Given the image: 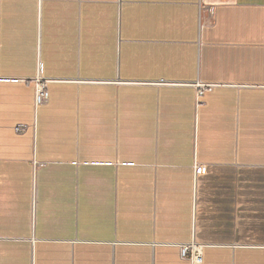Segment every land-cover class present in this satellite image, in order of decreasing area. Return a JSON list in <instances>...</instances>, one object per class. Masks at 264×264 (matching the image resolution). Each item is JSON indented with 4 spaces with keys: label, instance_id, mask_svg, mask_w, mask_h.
<instances>
[{
    "label": "crops",
    "instance_id": "0c3cea01",
    "mask_svg": "<svg viewBox=\"0 0 264 264\" xmlns=\"http://www.w3.org/2000/svg\"><path fill=\"white\" fill-rule=\"evenodd\" d=\"M193 241L264 264V0H0V264Z\"/></svg>",
    "mask_w": 264,
    "mask_h": 264
},
{
    "label": "built area",
    "instance_id": "2783aa9c",
    "mask_svg": "<svg viewBox=\"0 0 264 264\" xmlns=\"http://www.w3.org/2000/svg\"><path fill=\"white\" fill-rule=\"evenodd\" d=\"M49 80L44 79L43 76H38L35 79V96L34 102L35 106L39 107L41 105H45L49 101V92H48V84ZM198 90L197 101L205 96L207 92H209L213 87H207L202 83H198L196 86ZM22 127H18L20 129ZM198 173V170H196ZM179 254L180 258L184 261H190L191 264H202L203 263V246L196 244L194 241L187 245H179Z\"/></svg>",
    "mask_w": 264,
    "mask_h": 264
}]
</instances>
